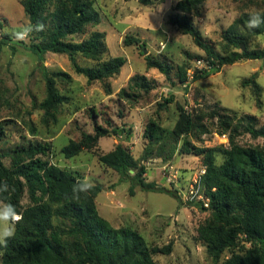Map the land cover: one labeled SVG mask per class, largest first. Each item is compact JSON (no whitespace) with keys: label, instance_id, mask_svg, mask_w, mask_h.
<instances>
[{"label":"trees","instance_id":"1","mask_svg":"<svg viewBox=\"0 0 264 264\" xmlns=\"http://www.w3.org/2000/svg\"><path fill=\"white\" fill-rule=\"evenodd\" d=\"M165 1L138 0L147 7ZM206 1L177 0L167 18L168 25L192 37L210 63L211 68L196 72L192 80L217 73L223 66L238 61L263 60L264 49H249L247 39L263 35L264 25L249 30L246 27L249 13H243L223 35L224 42L238 51L221 54L204 41L193 18ZM21 5L29 22L46 25L45 31L33 33L29 43H23L39 59L43 60L48 53L66 55L75 73L85 77L88 84L111 79L126 65L125 57L109 55L106 32L89 31L103 19L95 0H21ZM123 43L146 45L130 34ZM79 57L93 64L83 66ZM145 60L148 69H158L168 80L174 72L179 84L188 85V64L174 66L151 55ZM42 69L47 95L40 108L50 118H56L69 99L59 91L56 79L71 82L72 77L65 71L49 72L44 65ZM243 85L252 86L257 96L262 92L253 79ZM153 88L146 75L137 74L129 80L127 88L119 91L118 97L138 103L141 94ZM107 91L112 94L110 86ZM178 112L172 130L164 128L158 119L147 122L143 134L146 145L140 158L119 143L108 153L97 152L100 163L117 172L121 182L131 183L130 195H135L136 187H140L165 192L180 200L173 191L147 180L145 162L155 158L169 162L176 155L201 157L206 168L202 185L209 206L199 204L210 212V217L200 227L199 238L208 255L217 264H264V145L244 146L238 142L246 134L264 139V126L258 128L255 116L238 115L225 108L207 107L189 112L178 105ZM6 124V120L0 121V139L5 136ZM215 131L228 136L229 147H200L192 141ZM113 135H117L115 130L97 126L94 134L82 133L80 140H71L61 151L66 159H72L84 149H97L101 138ZM50 152L49 143L30 140L8 153H0V183L6 181L9 185V191L0 200L14 204L23 216L14 238L7 247H0V264H162L155 260V255L172 253V245L151 247L137 230L114 227L98 210L96 199L102 190L99 185L81 194L79 200L72 199L71 189L78 177L51 163ZM218 156L223 157L221 164ZM6 157L11 159L10 166L4 162ZM26 197L27 205L23 204ZM241 241L250 246L235 250ZM227 251L231 255L222 260Z\"/></svg>","mask_w":264,"mask_h":264},{"label":"rangeland","instance_id":"2","mask_svg":"<svg viewBox=\"0 0 264 264\" xmlns=\"http://www.w3.org/2000/svg\"><path fill=\"white\" fill-rule=\"evenodd\" d=\"M95 1L103 20L89 31H105L109 55L125 57L127 63L119 75L88 84L85 77L75 73L66 55L48 53L42 60L24 47L23 43H29V39L22 43L11 39V31L29 20L21 0H0V121L7 123L5 136L0 139V153H8L30 140L49 143L51 163L78 178L87 176L93 185L102 188L96 199L98 210L114 227L137 230L151 247L172 245V253L155 255L156 261L162 264H217L199 238V229L209 219L210 212L190 197L192 185L204 169L201 157L176 155L169 162L161 158L145 162L147 180L173 191L179 200L168 193L146 191L140 187H136L135 195H130L131 183L121 182L117 172L102 165L97 152L108 153L122 143L135 158H140L146 145L143 134L147 122L158 119L164 128L172 130L179 116L178 105L189 112L207 107L225 108L238 115L255 116L258 128L263 127L264 59L238 61L196 81L188 76V85H181L174 72L168 80L158 69H148L145 57L151 55L174 66L188 64L191 74L200 72L203 65L198 61L205 60L206 54L190 35L175 33L170 30L174 27L165 23V29L171 32L167 37L161 32H151L155 39L142 40L145 46H125L119 38L126 26L115 21L114 16L120 13L125 16L132 11L133 17L149 13L157 20V13L135 0H130L125 9L122 7L125 0ZM254 10L263 12L264 0H207L193 21L204 41L226 55L238 50L224 42V33L243 13ZM247 44L251 50L264 49V34L249 36ZM144 48L147 55L143 53ZM78 62L83 66L93 64L83 57H79ZM43 65L49 72L65 71L72 77L71 82L56 79L59 91L69 98L56 118H50L40 108L47 95ZM137 74L146 75L153 90L142 93L138 103L119 98V91L127 88L129 80ZM249 79L261 87L259 96L252 86L243 85ZM109 86L112 94H108ZM97 126L115 130L117 135L101 138L95 150L84 149L78 156L66 159L62 148L71 140H80L82 133L94 134ZM192 141L200 147H229L228 136L216 131L203 135L199 141L192 138ZM238 142L244 146L264 145L263 138L254 139L250 134L239 137ZM217 161L221 164L223 157L218 156ZM4 162L11 165L9 157ZM27 203L26 197L23 204ZM244 246L250 245L241 241L235 250ZM230 255L231 251H227L222 260Z\"/></svg>","mask_w":264,"mask_h":264},{"label":"clouds","instance_id":"3","mask_svg":"<svg viewBox=\"0 0 264 264\" xmlns=\"http://www.w3.org/2000/svg\"><path fill=\"white\" fill-rule=\"evenodd\" d=\"M264 25V13L260 11H251L248 14L246 27L249 30L259 28ZM46 25L43 22L35 24L29 22L25 25L19 26L9 34L11 39L17 42H23L31 38L33 33L45 31ZM8 34V33H6ZM94 187L90 179L85 176L78 178L71 189V198L79 200L81 194H87ZM9 191V185L6 181L0 183V196ZM23 220L16 206L12 203H5L0 200V247H7L10 239L14 238L16 234V226Z\"/></svg>","mask_w":264,"mask_h":264},{"label":"crops","instance_id":"4","mask_svg":"<svg viewBox=\"0 0 264 264\" xmlns=\"http://www.w3.org/2000/svg\"><path fill=\"white\" fill-rule=\"evenodd\" d=\"M129 1L130 0L124 1V5L122 6L124 9L127 8ZM135 1L138 2V0H135ZM176 4H177V0H166L164 3L160 5L158 4L153 7H148L149 9L157 13L158 15L157 20H155L152 16H150L149 13L145 15L141 14L140 17H133L132 14H134V12L132 11H129L128 13H126L125 16H124V13L123 14L120 13L119 16H114L115 21L117 20V22L126 26L124 31L121 33L119 39L122 41L126 35L130 34L140 39L141 41L145 39H151V38H153L154 40L155 37L153 36L154 34L152 33H156V32H161L167 37V35L171 34V32L165 29L166 27L165 23H167V18L170 14H172L173 9L176 6ZM128 10L130 9L128 8ZM171 29H173L172 31H174L175 33H178L177 30H175L174 28H170V30Z\"/></svg>","mask_w":264,"mask_h":264},{"label":"built area","instance_id":"5","mask_svg":"<svg viewBox=\"0 0 264 264\" xmlns=\"http://www.w3.org/2000/svg\"><path fill=\"white\" fill-rule=\"evenodd\" d=\"M1 27V24H0ZM161 46L164 48V44L162 43ZM198 64L203 65V70L204 69H209L211 68L210 63L206 60H199ZM190 71V70H189ZM195 75V73L191 74V71L188 72V76L191 77L193 79V76ZM206 173V168L204 167V169L202 170L200 176L198 179L195 180L194 185H192V190L190 192V197L192 199H194L197 202L203 203V205L205 207L209 206V199L205 196L204 194V189H203V185H202V177L205 175Z\"/></svg>","mask_w":264,"mask_h":264},{"label":"water","instance_id":"6","mask_svg":"<svg viewBox=\"0 0 264 264\" xmlns=\"http://www.w3.org/2000/svg\"><path fill=\"white\" fill-rule=\"evenodd\" d=\"M242 48H243V50H245V47L244 46ZM143 52H144L145 55H147V53H148V51H147L146 48L143 49Z\"/></svg>","mask_w":264,"mask_h":264}]
</instances>
